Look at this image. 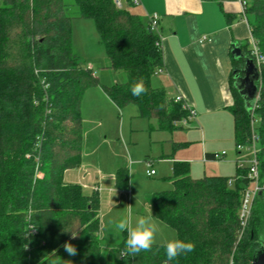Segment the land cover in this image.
I'll use <instances>...</instances> for the list:
<instances>
[{
    "label": "trees",
    "instance_id": "1",
    "mask_svg": "<svg viewBox=\"0 0 264 264\" xmlns=\"http://www.w3.org/2000/svg\"><path fill=\"white\" fill-rule=\"evenodd\" d=\"M119 1L73 0L76 11L68 13L71 3L63 0H0V264H55L58 259L60 264H251L253 251L264 243V0H242L250 29L242 52L253 60L252 39L263 57L251 110L231 80L234 144L236 149L250 146L257 161L258 189L246 223L241 224L239 213L242 195L254 183L248 176L250 162H242L232 176L193 178L187 162L174 161L167 176L170 188L151 195V215L176 238L191 241L192 252L174 262L166 258L162 244L154 243L136 255L119 252L114 261L101 258L98 195H85L61 177L64 168L79 160L82 94L89 85H99L92 69L82 66L72 51L71 20L91 19L107 67L124 72L125 81L100 84L117 108L132 104L137 116L155 120L153 129L168 132L188 115L180 101L151 86L161 65L157 30ZM12 48L18 51L17 60L7 65ZM241 62L233 61V66ZM141 80L146 91L133 96L131 87ZM13 157L18 160L8 168ZM48 163L44 173L50 181L42 190V180L34 175ZM73 218L76 227L69 222ZM125 238L123 234L122 246ZM65 242L75 246V256L64 251Z\"/></svg>",
    "mask_w": 264,
    "mask_h": 264
},
{
    "label": "rangeland",
    "instance_id": "2",
    "mask_svg": "<svg viewBox=\"0 0 264 264\" xmlns=\"http://www.w3.org/2000/svg\"><path fill=\"white\" fill-rule=\"evenodd\" d=\"M63 1L67 4L71 3L68 13L76 11V7L72 4L73 0ZM121 2L124 8L140 15L136 5H130L125 0ZM17 30L14 29L12 35L15 36ZM71 48L78 56L80 64L92 69L99 85H89L82 94L79 160L77 164L72 163L64 168L61 177L67 184L78 185L85 195L94 191L97 193L100 224L103 230L100 237L102 243L100 255L103 261H114L120 255L119 249L116 248H123L119 242L123 234H126L118 233L114 237L115 224L119 218L128 213L129 209H131L130 219L133 226L142 216L151 215L152 193L170 188V183L165 180L168 172H166L167 164L162 159L163 154H174L173 157L187 155L180 153L187 147L182 143L179 145L177 140L181 142L191 139L190 136L194 135L190 134L193 127L189 125L190 122L180 120L175 123L171 132L153 129L151 124H155V120L137 116L134 105L129 104L121 108L112 105L100 84L123 82L126 76L121 70H112L107 67L108 59L91 19L71 20ZM17 55V49L12 48L4 62L7 65L15 64ZM156 78L155 74L151 76L150 83L153 87H158ZM257 86L256 100L260 89V78ZM68 126L69 123H66L65 129ZM231 143V145L230 143L221 144L220 149L228 151L227 155L222 156L221 159L226 156V160L232 161L240 158L247 165L252 156L251 147L243 145L242 149L238 150L234 140ZM255 148H257L256 144ZM17 160L18 157H13L6 165L8 168L13 167ZM49 168L48 163L46 170H38L34 175L42 180V190L49 185L50 178L44 173ZM150 168L154 169L155 174L148 176L145 171ZM252 187L253 183L248 189ZM152 218L159 227L154 243L162 244L167 239L176 238L170 227ZM70 221L73 224L72 227H76V219H69ZM62 223H68V221L63 220ZM30 230L35 232L36 229L31 227ZM230 262L231 260L228 264Z\"/></svg>",
    "mask_w": 264,
    "mask_h": 264
},
{
    "label": "crops",
    "instance_id": "3",
    "mask_svg": "<svg viewBox=\"0 0 264 264\" xmlns=\"http://www.w3.org/2000/svg\"><path fill=\"white\" fill-rule=\"evenodd\" d=\"M136 10L145 18L151 13L159 16L161 65L155 74L156 88L173 99L179 96L180 102H186L195 112L189 121L193 127L190 134L194 135L187 141L177 140L187 147L180 153L187 155L163 154L168 172L165 180L174 161L187 162L193 178L233 175L240 158L221 159L228 151L220 148L234 140L229 110L233 103L231 43L241 47L250 37L240 0H139ZM213 153L220 157L213 158ZM102 233L99 217V241Z\"/></svg>",
    "mask_w": 264,
    "mask_h": 264
},
{
    "label": "clouds",
    "instance_id": "4",
    "mask_svg": "<svg viewBox=\"0 0 264 264\" xmlns=\"http://www.w3.org/2000/svg\"><path fill=\"white\" fill-rule=\"evenodd\" d=\"M145 91L146 87L142 80L136 82L131 87V94L133 96H139ZM130 218L131 209L128 210V213L125 216L119 218V221L115 224V232L113 234L115 237V234L126 233V238L123 241V248H116L119 249L120 254L123 256L125 252L129 256H132L139 254L142 251L149 250L155 242L156 233L159 231L158 225L150 214L139 218L134 226L131 223ZM73 236H75V234H73ZM162 247L166 258L175 262L178 257L191 253L194 244L191 241L177 237L165 240L162 243ZM63 248L69 256H75L77 253V249L71 243L65 242ZM55 264H60V259H58ZM64 264H66V262H64Z\"/></svg>",
    "mask_w": 264,
    "mask_h": 264
},
{
    "label": "water",
    "instance_id": "5",
    "mask_svg": "<svg viewBox=\"0 0 264 264\" xmlns=\"http://www.w3.org/2000/svg\"><path fill=\"white\" fill-rule=\"evenodd\" d=\"M232 60H242L241 64L232 69L233 86L237 89L243 99L245 108L251 110L256 101L257 82L259 72L248 55L242 52L240 44L232 42L230 48ZM251 264H264V245H259L252 253Z\"/></svg>",
    "mask_w": 264,
    "mask_h": 264
},
{
    "label": "built area",
    "instance_id": "6",
    "mask_svg": "<svg viewBox=\"0 0 264 264\" xmlns=\"http://www.w3.org/2000/svg\"><path fill=\"white\" fill-rule=\"evenodd\" d=\"M114 1L116 4H118V5L120 4L119 0H114ZM131 2L133 4H138L139 0H131ZM240 4H241V11H242V8H243L242 7V4H243L242 0H240ZM147 18L149 20L150 27L153 30H157V24H158V19H159L158 14L151 13L147 16ZM158 37H159V39L156 42V44L160 45V36H158ZM251 55L253 57L254 64L258 68L263 57L257 51L255 42L252 39H251ZM158 71L159 70L156 69L154 71V74H156ZM174 99H175V101L181 100V98L179 96H176ZM181 103H182L183 108H185L188 112L187 117L182 119V120L185 122H189L190 120H193L194 116H195L194 110L192 108H190L189 104H187L186 102L182 101ZM253 139H254V137H252V140ZM241 148H242L241 145H237V149H241ZM222 154H224V151H222L220 155H222ZM220 155H218L216 153L214 154L215 158H218ZM242 162H243L242 159H239L237 161V166H240L242 164ZM249 166H250V168H249V175L248 176H250L254 180V183H253V187L251 189H246L242 195V203H241V208H240V213H239V217H240L242 225H244L246 223V219H247L249 212H250L251 202H252L254 195L258 189V185H257V181H256L257 180V161L255 158V154L252 155ZM154 172H155L154 169L150 168L149 170H146V175L150 176V175L154 174Z\"/></svg>",
    "mask_w": 264,
    "mask_h": 264
}]
</instances>
